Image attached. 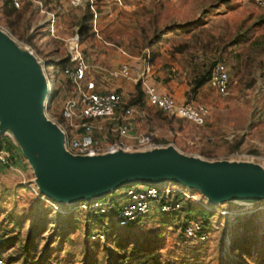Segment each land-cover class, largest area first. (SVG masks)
<instances>
[{"label":"rangeland","instance_id":"obj_1","mask_svg":"<svg viewBox=\"0 0 264 264\" xmlns=\"http://www.w3.org/2000/svg\"><path fill=\"white\" fill-rule=\"evenodd\" d=\"M96 7L111 11L97 24L100 37L111 44L109 49L132 58L148 52L150 82L173 97L171 80L178 78L186 88L183 103L208 108L202 125L179 120L151 108L142 85L129 82L127 89L118 92L124 108L133 109L131 134L149 136L155 148L171 146L205 162L251 163L264 170V5L255 0H134L120 7L114 0H96ZM23 11L24 7L16 10L2 0L0 26L32 50L35 46L28 39ZM82 41L92 50L97 39L89 31ZM59 42L65 51V43ZM91 55L83 53L88 59ZM127 60L139 65L135 59ZM215 63L230 77L224 97L204 79ZM47 79L51 90L45 115L63 124L60 110L73 97V88L60 74L48 71ZM120 82L111 77L109 84H99L116 90ZM121 115L118 112L114 118ZM104 122L108 127L114 121ZM109 135L100 137L103 143L115 140ZM11 136L3 147L11 168L0 170V255L10 263L264 264V200L251 204L242 199L223 200L212 206L198 191L166 183L163 188L181 189L189 195L181 200L183 210L178 218L165 216L153 205L135 226L106 230L98 222L106 217L97 214L89 221L84 212L74 210L66 215V208L59 213L40 200L32 165ZM135 187L144 190L148 186ZM185 216L202 223L208 233L206 241L184 236ZM96 233L104 239H93Z\"/></svg>","mask_w":264,"mask_h":264},{"label":"water","instance_id":"obj_2","mask_svg":"<svg viewBox=\"0 0 264 264\" xmlns=\"http://www.w3.org/2000/svg\"><path fill=\"white\" fill-rule=\"evenodd\" d=\"M45 83L42 63L0 30V137L6 131L14 137L32 165L38 193L47 199L72 206L137 184L158 188L172 183L217 202L264 200V170L251 163L205 162L171 146L72 155L63 131L40 105Z\"/></svg>","mask_w":264,"mask_h":264},{"label":"built area","instance_id":"obj_3","mask_svg":"<svg viewBox=\"0 0 264 264\" xmlns=\"http://www.w3.org/2000/svg\"><path fill=\"white\" fill-rule=\"evenodd\" d=\"M4 1L9 2L16 10L20 9L26 1L36 4L41 10L43 8V4L39 0ZM114 1L118 6L123 7L134 0ZM68 2L73 7L85 5L92 12H95L96 0H68ZM255 2L259 6L264 5V0H255ZM47 15L50 18V22L53 23L55 18L54 14L47 13ZM0 30L10 36L2 26H0ZM94 30L98 34L96 29ZM74 39L76 37L73 38L71 46L72 61L61 72L62 76L73 88V97L67 98L64 101L60 110L63 124H57L65 135L66 150L72 155L96 156L114 152L118 149L123 151L154 149L155 146L151 143L149 136L130 133L131 127L129 120L133 115V109L124 108L120 92L97 85L91 79L90 68L85 57L78 49L76 43H74ZM30 51L32 52V50ZM120 52L128 59L139 61V65L135 66L130 61L129 63L122 64L116 70H106L112 78H120L126 82L142 85L143 95L147 104L165 115L175 117L179 120H187L196 125H202L204 123L208 116V108L206 106L194 105L187 102L179 103L174 97L160 92L157 86L150 83L152 69L150 65V54L148 52L138 58H132L125 52ZM47 82L51 87L49 79H47ZM208 83L218 96L224 97L228 95L230 77L220 63H215L212 66ZM118 112H121L122 115L114 118ZM104 120H113L114 122L108 123V127H106ZM108 135L115 138V140L113 142L103 143L100 137L106 139ZM6 168H11L9 154L0 145V170ZM35 193L40 200L47 203L59 213H62V208H66L63 211L66 215L71 214L74 210L84 213L93 211L104 218L106 217V221H103V227H111L114 224L118 229H124L131 224L136 225L141 218L148 214L153 205H156L160 213L164 214L175 213L180 209V203L160 205L159 201L161 199L166 200L175 193L189 198L186 192L177 188H154L148 186L144 190H139L134 186L125 189L114 199H94L90 203L80 201L76 205L68 206L59 205L39 194L38 191ZM114 206H119V210L110 218L109 216ZM183 233L187 239L195 242H204L208 239V233L205 232L202 223L196 220H191L184 227ZM91 236L93 239H104L103 234L96 233ZM2 243L3 240L0 236V245ZM0 264L13 263L6 260L4 255H0Z\"/></svg>","mask_w":264,"mask_h":264},{"label":"crops","instance_id":"obj_4","mask_svg":"<svg viewBox=\"0 0 264 264\" xmlns=\"http://www.w3.org/2000/svg\"><path fill=\"white\" fill-rule=\"evenodd\" d=\"M0 2L2 3V0ZM6 4L7 6L13 8L10 4ZM22 7H24L23 17L26 18V22L28 24V39L32 42L33 46H35V49H32V53L36 56L39 62L43 64L44 72L47 77L48 71L53 73L54 76L57 74L62 75V69L71 63V46L74 37H76V39H74V43H76L82 54L84 51L92 54L90 57L91 60L86 56L84 57L91 71V79H93L97 85H100L101 83L103 84L104 81L108 83L110 80L111 76L106 70H116L122 64L129 63L127 58H125L120 51L118 52L109 49L111 44L104 41L99 35L97 24H100V19L102 20L103 15L108 16L111 11H99L95 6V12H92L85 5L80 7L71 6L68 0H46L43 4L42 10L36 4L28 1L24 2ZM47 13L54 14L55 18L53 23L50 22V18ZM65 24L87 25L85 27H75V25L66 26ZM94 29H96L98 34L95 33ZM89 31L97 39V42L92 45V50L85 47L86 43L82 41V35ZM59 41L65 43V51L60 49ZM83 45L85 48L82 47ZM63 61L64 64L60 66V62ZM132 64L134 65L135 63ZM149 81H152V79ZM128 83L129 82L122 80V82L117 84L114 89H116V91L120 89V92L124 91L129 86ZM171 85L173 97H175L177 102L183 103L185 101V97L182 93L186 90V88L184 85L179 84L178 78L171 80ZM108 88H110L109 85ZM159 91L162 92L160 89ZM9 135H11L10 132L6 131L0 137L2 148L5 143H8L7 137H9ZM11 139L13 141L14 138Z\"/></svg>","mask_w":264,"mask_h":264},{"label":"trees","instance_id":"obj_5","mask_svg":"<svg viewBox=\"0 0 264 264\" xmlns=\"http://www.w3.org/2000/svg\"><path fill=\"white\" fill-rule=\"evenodd\" d=\"M6 2V1H5ZM6 3H8V4H10L9 2H6ZM210 71H211V69H210ZM210 71H209V73H208V75L207 76H205L204 77V79L208 82L209 81V76H210ZM125 189H120V190H118V191H116L115 193H113V194H111V195H109V196H107L106 198H104V199H107V198H112V199H114V198H116V197H118L123 191H124ZM183 199V196L181 195V194H179V193H175V194H173L172 196H170L168 199H161L160 201H159V203H160V205H162V204H175V203H180V205L182 204V200ZM192 207V206H191ZM183 209H182V206H180V209L177 211V212H175V213H169V214H164V213H162V214H164L165 216H168L169 218H172V219H175V218H178V216H179V214L181 213V211H182ZM188 210L190 211V210H192V209H190V208H188ZM114 213H115V210H113L112 212H111V214H110V218H112L113 217V215H114ZM85 215L86 216H88V220L90 221L91 219H93V218H96V216H97V214L95 213V212H93V211H89V212H86L85 213ZM103 217V216H102ZM192 219L191 218H189V216H185V218H184V223H183V225H182V229L184 230V227L191 221ZM100 224H103V221H98ZM132 226H135V224H131L130 226H128V227H126V228H124V229H128V228H130V227H132ZM111 227H113L114 229H118V228H116L115 226H114V224H112V226ZM112 228V229H113ZM106 230H107V227H106ZM120 230V229H119Z\"/></svg>","mask_w":264,"mask_h":264},{"label":"bare ground","instance_id":"obj_6","mask_svg":"<svg viewBox=\"0 0 264 264\" xmlns=\"http://www.w3.org/2000/svg\"><path fill=\"white\" fill-rule=\"evenodd\" d=\"M49 94H50V86H49V83L47 82V83H45L44 93H43V96H42V98L40 100V105H41V107H43L44 114H45V110L47 108ZM244 201L246 203H248V204H251L252 203V200L251 199H248V198L245 199ZM208 203L213 206V205H217L219 202L214 201V200H208Z\"/></svg>","mask_w":264,"mask_h":264}]
</instances>
